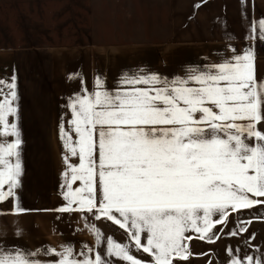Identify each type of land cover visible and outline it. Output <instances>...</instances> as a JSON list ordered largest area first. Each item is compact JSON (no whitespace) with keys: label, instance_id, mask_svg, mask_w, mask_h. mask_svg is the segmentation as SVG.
Returning <instances> with one entry per match:
<instances>
[{"label":"snow or ice","instance_id":"1","mask_svg":"<svg viewBox=\"0 0 264 264\" xmlns=\"http://www.w3.org/2000/svg\"><path fill=\"white\" fill-rule=\"evenodd\" d=\"M256 31L264 41V20ZM254 59L249 48L205 71L191 68L186 78L125 76L122 84L149 87L114 93L97 78V90L85 89L71 100L70 126L77 139L63 124L60 134L78 164L64 157L66 203L56 211L104 218L124 231L128 243L107 238L103 256L89 255L93 249L85 245L82 260L71 246L49 249L47 254L58 258L55 264H112L110 258L145 264L133 250L147 253L151 264H173L191 255L186 241L214 243L220 238L215 226L226 227L231 213L242 215L243 209L264 205L258 199L264 198V131L258 127L264 123V82L255 78ZM15 80L0 81L8 89L0 100V138L14 137L0 140V202L16 197L23 174L20 131L9 120L17 115ZM24 211L17 206L16 214ZM251 222L241 221L239 231L228 235L247 232ZM85 227L99 246L100 230L94 224ZM190 232L197 236L186 235ZM0 264L39 261L0 249ZM230 264H264V259L234 257Z\"/></svg>","mask_w":264,"mask_h":264},{"label":"crops","instance_id":"2","mask_svg":"<svg viewBox=\"0 0 264 264\" xmlns=\"http://www.w3.org/2000/svg\"><path fill=\"white\" fill-rule=\"evenodd\" d=\"M262 20L264 0H179V21L174 22L179 35V78H186L191 68L205 71L251 48L255 57V78L264 82V41L257 38L258 31L254 32V27ZM93 53L57 47L0 46V58L10 61L8 72H11L7 80L1 81L6 85L16 77L17 99L13 106L17 108V115L10 116L9 120L16 123L20 131L23 168L16 197L0 202V249L13 254L19 251L29 259L38 260L39 264H55L58 258L47 254L49 249L59 252L62 246H71L75 257L82 260L80 253L86 252L85 245L93 249L89 255L99 252L103 256L107 238L128 243L124 231L104 218L95 220L89 213L56 211L66 203L62 195L63 173L67 170L64 157L67 155L70 163L78 164L77 158L65 148L60 134L63 124L73 141L77 139L70 126L71 100L85 94V89L88 93L97 90V78L102 80L105 90L113 93L136 86L121 83L125 76L135 77V68L116 71L113 67L112 74L104 75L87 59ZM1 87L0 100L8 92L6 86ZM258 127L264 131V123ZM0 140L12 142L14 137ZM79 184L77 181L73 187ZM17 206L26 211L16 214ZM231 217L232 213L228 223ZM86 224H94L100 230L103 240L99 246ZM220 226L216 225L214 231ZM186 235L197 236L191 232ZM201 241L194 238L186 243L191 249ZM132 254L145 264H151L152 257L147 253L133 250ZM110 259L112 264H126Z\"/></svg>","mask_w":264,"mask_h":264},{"label":"rangeland","instance_id":"3","mask_svg":"<svg viewBox=\"0 0 264 264\" xmlns=\"http://www.w3.org/2000/svg\"><path fill=\"white\" fill-rule=\"evenodd\" d=\"M175 21H179V0H0V46L93 51L87 59L104 75L112 74L113 67L135 68V76L155 74L172 81L179 78ZM8 64L0 58V81L11 75ZM241 211L242 215L232 213L226 227L216 228L220 238L214 243H196L187 260L173 264H230L234 257L244 261L247 256L264 259V205ZM248 220L252 222L245 225L247 232L228 235Z\"/></svg>","mask_w":264,"mask_h":264}]
</instances>
